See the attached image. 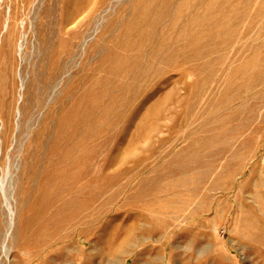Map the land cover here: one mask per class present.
<instances>
[{"label": "rangeland", "instance_id": "obj_1", "mask_svg": "<svg viewBox=\"0 0 264 264\" xmlns=\"http://www.w3.org/2000/svg\"><path fill=\"white\" fill-rule=\"evenodd\" d=\"M0 264H264V0H0Z\"/></svg>", "mask_w": 264, "mask_h": 264}, {"label": "bare ground", "instance_id": "obj_2", "mask_svg": "<svg viewBox=\"0 0 264 264\" xmlns=\"http://www.w3.org/2000/svg\"><path fill=\"white\" fill-rule=\"evenodd\" d=\"M6 178L4 177L3 179H2V182H1V189H2V191L4 192V194H5V187H6Z\"/></svg>", "mask_w": 264, "mask_h": 264}]
</instances>
